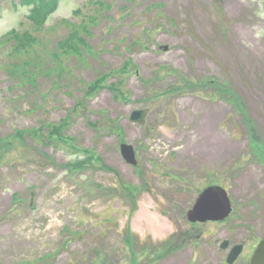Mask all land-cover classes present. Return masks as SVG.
<instances>
[{"label":"rangeland","instance_id":"374dc122","mask_svg":"<svg viewBox=\"0 0 264 264\" xmlns=\"http://www.w3.org/2000/svg\"><path fill=\"white\" fill-rule=\"evenodd\" d=\"M97 1L0 0V264H224L264 239V0Z\"/></svg>","mask_w":264,"mask_h":264},{"label":"water","instance_id":"95a60500","mask_svg":"<svg viewBox=\"0 0 264 264\" xmlns=\"http://www.w3.org/2000/svg\"><path fill=\"white\" fill-rule=\"evenodd\" d=\"M164 48L165 50L169 49L167 47ZM131 116L134 122H138L141 125L144 123L146 115L143 110H140V112H134ZM121 149L125 160L132 164L137 163L135 160V151L132 146L130 147L123 144ZM230 213L231 204L225 189L222 187L210 186V188L205 189V191L200 194L197 205L189 212V219L192 222H206L211 220L222 221L228 217ZM227 247V242H224L222 248ZM242 249V246H236L232 250L227 260L228 264H234L241 255L240 253L242 252ZM251 264H264V241H262L256 250Z\"/></svg>","mask_w":264,"mask_h":264},{"label":"trees","instance_id":"16d2710c","mask_svg":"<svg viewBox=\"0 0 264 264\" xmlns=\"http://www.w3.org/2000/svg\"><path fill=\"white\" fill-rule=\"evenodd\" d=\"M36 1H37V6H35V9H36V11H35V13H34V15L35 16H33L32 18L36 21L35 23L36 24H38V25H43L46 21H45V19H47V17H48V15L47 16H45L43 19H39L38 18V16L37 15H39L40 14V12H41V9L40 8H42L44 5L45 6H48V5H51V4H53V3H55V5H54V7H49L48 9H50L51 10V12H53L54 10H55V6H56V3L58 2V0H22V3H23V5H29V6H31V5H33V4H36ZM95 5L96 6H98V7H100V10L101 11H103V9L104 10H106V8H107V5H105V3H104V0H98L97 2H95ZM50 12V13H51ZM88 24H91L92 22L89 20L88 22H87ZM83 26H86L87 27V24L86 23H83V24H81L78 28H81L82 29V27ZM77 28V29H78ZM71 30H73V32L74 33H77V31L73 28V29H71ZM74 36V35H73ZM72 36V37H73ZM71 37V38H72ZM83 37V36H82ZM83 40V39H82ZM30 41V42H29ZM28 43H31V42H33L34 43V41H32V39H30V40H28L27 41ZM26 42V43H27ZM74 43V41L71 43V44H73ZM60 46V45H59ZM126 68V65L124 66V67H122V69H125ZM34 76H35V74H33V79H34V82L36 81V77L37 76H35V78H34ZM103 79H105V78H103ZM98 82V79L96 80V82L95 83H97ZM98 85L99 84H95V86H93V88L92 89H95L96 87H98ZM64 127V126H63ZM57 130H58V132L60 133V130L58 129V128H55V130L53 131V135L54 134H58L57 133ZM119 130H120V128H117V131L119 132ZM62 131V130H61ZM47 141H49L48 140V134H47ZM90 158H91V156H90ZM82 166V164H80V163H78V164H76L75 166H74V168L75 169H77V168H79V167H81ZM174 242H172V244H173ZM166 247V246H165ZM166 249V248H165Z\"/></svg>","mask_w":264,"mask_h":264},{"label":"flooded vegetation","instance_id":"af4514ba","mask_svg":"<svg viewBox=\"0 0 264 264\" xmlns=\"http://www.w3.org/2000/svg\"><path fill=\"white\" fill-rule=\"evenodd\" d=\"M262 239H263V238H256V239L253 238L254 241H247V240H245V241H243V242H238V243H230V241H229V243H230L231 245H229V246H230V249L227 250V257H228V254L231 252V250L234 248V246H236V245H238V244H243L244 248H243V252H242L241 257H242V259H243L244 256H247L245 260H248L247 263H248V264H251V263H250V262H251V258L253 257L254 252H255L257 246L259 245V242H260ZM241 257H240V258H241ZM237 261H238V260H237ZM237 261L235 262V264H237ZM224 264H227V263H224Z\"/></svg>","mask_w":264,"mask_h":264}]
</instances>
